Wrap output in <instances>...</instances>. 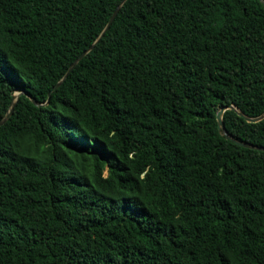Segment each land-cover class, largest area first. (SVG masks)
<instances>
[{
	"label": "trees",
	"instance_id": "trees-1",
	"mask_svg": "<svg viewBox=\"0 0 264 264\" xmlns=\"http://www.w3.org/2000/svg\"><path fill=\"white\" fill-rule=\"evenodd\" d=\"M121 1L0 0V264H264V0H125L48 96Z\"/></svg>",
	"mask_w": 264,
	"mask_h": 264
},
{
	"label": "water",
	"instance_id": "water-1",
	"mask_svg": "<svg viewBox=\"0 0 264 264\" xmlns=\"http://www.w3.org/2000/svg\"><path fill=\"white\" fill-rule=\"evenodd\" d=\"M125 0H122L121 3L116 7V9L114 10V12L112 13V15L109 17L103 31L99 34V36L97 37V39L94 41L93 44H91L86 50H84L73 62L72 64L70 65V67L68 68L67 72L65 73V75L62 77V79L60 81H58L51 89L50 91L48 92V96H50L51 92L53 90H55L61 83L62 81L67 77L68 73L73 69V67L78 63V61L83 58L94 46V44L96 42H98V40L103 36L104 32L109 28V26L111 25L115 15L117 14L118 12V9L119 7L121 6V4L124 2ZM18 94V93H17ZM17 94H14L13 95V101L11 102V106L9 108V110L6 112V114L4 115V117L0 120V125H2L6 120L7 118L10 116L11 114V111H12V107H13V103H14V99L16 98ZM32 101L35 103V100L32 98ZM227 109H234L236 111V113L239 115V116H242L245 118L246 121L248 122H257L261 119L264 118V112L257 116V117H248V116H245L239 109H237L234 105L230 104V105H225V106H221L217 112H216V120H217V128L219 129V131L224 134L227 138L231 139L233 142H235L236 144L240 145V146H244V147H249V148H255V149H258V150H263L264 151V147L263 146H256V145H252L250 143H247V142H243V141H238V140H235L233 138L230 137V135L228 134L227 130L225 129L224 127V124H223V120H222V115H223V112Z\"/></svg>",
	"mask_w": 264,
	"mask_h": 264
},
{
	"label": "rangeland",
	"instance_id": "rangeland-1",
	"mask_svg": "<svg viewBox=\"0 0 264 264\" xmlns=\"http://www.w3.org/2000/svg\"><path fill=\"white\" fill-rule=\"evenodd\" d=\"M15 94H17V92Z\"/></svg>",
	"mask_w": 264,
	"mask_h": 264
}]
</instances>
